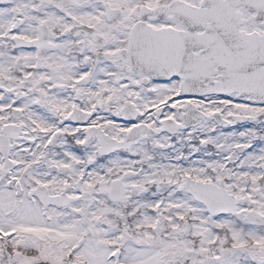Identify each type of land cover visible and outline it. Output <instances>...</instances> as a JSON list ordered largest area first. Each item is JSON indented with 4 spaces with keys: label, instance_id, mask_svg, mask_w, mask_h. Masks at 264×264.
<instances>
[{
    "label": "snow or ice",
    "instance_id": "1",
    "mask_svg": "<svg viewBox=\"0 0 264 264\" xmlns=\"http://www.w3.org/2000/svg\"><path fill=\"white\" fill-rule=\"evenodd\" d=\"M0 264H264V0H0Z\"/></svg>",
    "mask_w": 264,
    "mask_h": 264
}]
</instances>
